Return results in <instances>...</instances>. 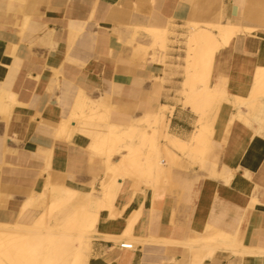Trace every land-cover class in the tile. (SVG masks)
Returning a JSON list of instances; mask_svg holds the SVG:
<instances>
[{
    "label": "crops",
    "instance_id": "0c3cea01",
    "mask_svg": "<svg viewBox=\"0 0 264 264\" xmlns=\"http://www.w3.org/2000/svg\"><path fill=\"white\" fill-rule=\"evenodd\" d=\"M216 24L238 32L200 57L227 98L208 165L181 156L169 183L119 180L88 264H264V95L263 107L234 106L264 74V0H0V225H32L52 191L101 199L105 153L90 134L104 123L81 113L125 126L167 107L169 133L188 141L197 117L184 105L187 39L192 25ZM147 30L165 31L163 49ZM208 230L233 248H188Z\"/></svg>",
    "mask_w": 264,
    "mask_h": 264
},
{
    "label": "bare ground",
    "instance_id": "6f19581e",
    "mask_svg": "<svg viewBox=\"0 0 264 264\" xmlns=\"http://www.w3.org/2000/svg\"><path fill=\"white\" fill-rule=\"evenodd\" d=\"M154 45L163 49L165 31L147 30ZM238 29L229 25L191 26L187 39L188 66L184 86V105L197 117L195 129L188 141L168 133L169 120L162 107L158 113L138 115L125 126L108 124L97 115L80 118L104 123L90 136L95 139L93 149L105 153L104 178L101 181V199L97 194L52 191L48 207L30 226L0 225V264H88V253L93 231L100 209L109 205L113 190L124 177L148 181L152 184H166L171 172L182 168L181 156L188 164L199 165L203 170L208 165L206 156L211 151L213 122L220 103L227 100L224 91L216 85L209 87V66L201 65L203 47L218 50L227 45ZM257 88V89H256ZM255 90L249 99H235L234 106L246 105L253 108L257 95H264V74L260 75ZM85 99L100 109L97 98ZM238 119H243L239 114ZM261 126L264 120H261ZM212 174L220 176L215 164ZM107 204V205H106ZM121 244L135 245L125 241ZM235 239L220 231L208 230L205 234L190 235L186 245L189 249L208 247V256L219 248H233Z\"/></svg>",
    "mask_w": 264,
    "mask_h": 264
},
{
    "label": "built area",
    "instance_id": "2783aa9c",
    "mask_svg": "<svg viewBox=\"0 0 264 264\" xmlns=\"http://www.w3.org/2000/svg\"><path fill=\"white\" fill-rule=\"evenodd\" d=\"M120 247H121V248H124V249L133 250L132 245L121 244Z\"/></svg>",
    "mask_w": 264,
    "mask_h": 264
},
{
    "label": "rangeland",
    "instance_id": "374dc122",
    "mask_svg": "<svg viewBox=\"0 0 264 264\" xmlns=\"http://www.w3.org/2000/svg\"><path fill=\"white\" fill-rule=\"evenodd\" d=\"M168 133H169V131H168Z\"/></svg>",
    "mask_w": 264,
    "mask_h": 264
}]
</instances>
